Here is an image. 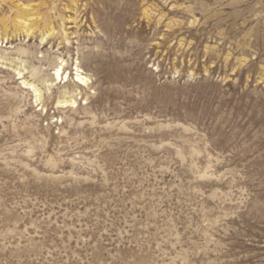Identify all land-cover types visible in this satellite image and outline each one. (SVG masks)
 Here are the masks:
<instances>
[{"label": "rangeland", "instance_id": "1", "mask_svg": "<svg viewBox=\"0 0 264 264\" xmlns=\"http://www.w3.org/2000/svg\"><path fill=\"white\" fill-rule=\"evenodd\" d=\"M19 1L0 264H264V0Z\"/></svg>", "mask_w": 264, "mask_h": 264}, {"label": "bare ground", "instance_id": "2", "mask_svg": "<svg viewBox=\"0 0 264 264\" xmlns=\"http://www.w3.org/2000/svg\"><path fill=\"white\" fill-rule=\"evenodd\" d=\"M4 1H7L14 10V15H13L14 33L18 32L19 30H22L24 32H27V36H30L32 34L31 31L36 28L37 24L40 21V17H34V12H35L34 9L36 6H38V4H36V3H23L19 0H4ZM41 3H43V1ZM0 24H1L2 31L5 33V35H7L9 26L7 24L5 17L0 18ZM47 25H48V27H50L52 29L50 21L48 22ZM55 73H56V77L59 78L64 73V67L59 65L57 67V69L55 70ZM17 74L22 75V77H23V74L21 71H18ZM64 81L66 83L65 85H67V86L70 85L68 80H64ZM75 82H76L77 86L85 85V84H87L88 79L86 76H82L81 74H77ZM23 84H24L23 88H26V89L31 88L35 92V98H36L35 101L38 102L41 100L42 93H41L40 89H38L36 87V85H34L33 83H30L28 81H25V80L23 81ZM62 103H67V101L66 102L65 101H59L58 105L62 104ZM61 106H63V105H60L59 107H61Z\"/></svg>", "mask_w": 264, "mask_h": 264}]
</instances>
